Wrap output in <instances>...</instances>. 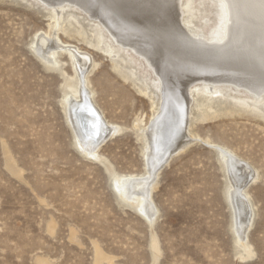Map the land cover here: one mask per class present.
Returning a JSON list of instances; mask_svg holds the SVG:
<instances>
[{
	"label": "rangeland",
	"instance_id": "obj_1",
	"mask_svg": "<svg viewBox=\"0 0 264 264\" xmlns=\"http://www.w3.org/2000/svg\"><path fill=\"white\" fill-rule=\"evenodd\" d=\"M181 3L187 30L205 33L212 1ZM52 14L40 0H0V264H264V93L234 85L191 90L194 137L154 176L148 221L118 198L111 178L145 173L144 128L158 94L143 67L98 42L93 18L61 9L52 30L60 43L88 53L93 101L118 127L95 157L82 151L62 104L77 87L72 60L58 50L56 62L46 63L34 50ZM215 146L248 165L245 242L231 226L233 188Z\"/></svg>",
	"mask_w": 264,
	"mask_h": 264
},
{
	"label": "bare ground",
	"instance_id": "obj_2",
	"mask_svg": "<svg viewBox=\"0 0 264 264\" xmlns=\"http://www.w3.org/2000/svg\"><path fill=\"white\" fill-rule=\"evenodd\" d=\"M40 1L53 14L51 29L36 35L34 50L46 63L56 62L58 50L72 60L77 87L65 94L62 104L74 143L82 151L95 157L99 145L118 127L106 121L93 101L85 71L88 53L60 43L52 30L60 10L71 6L84 11L96 23L98 42L104 38L111 51L126 56L124 59L134 67H143V74L150 77L159 106L143 130L145 173L114 174L111 179L118 198L152 221L155 208L150 191L154 176L172 152L194 137L187 119L191 90L198 85L207 90L214 85H234L253 96L264 93V0H211L214 20L205 33L202 29L199 33L187 30L181 0ZM236 99L243 101L241 96ZM215 147L226 164L233 188L230 194L236 213L231 226L238 241L243 242L252 220L245 191L250 176L248 165L226 147Z\"/></svg>",
	"mask_w": 264,
	"mask_h": 264
},
{
	"label": "water",
	"instance_id": "obj_3",
	"mask_svg": "<svg viewBox=\"0 0 264 264\" xmlns=\"http://www.w3.org/2000/svg\"><path fill=\"white\" fill-rule=\"evenodd\" d=\"M180 26H181V25H180ZM181 28H183V29H184V27H182V26H181Z\"/></svg>",
	"mask_w": 264,
	"mask_h": 264
}]
</instances>
